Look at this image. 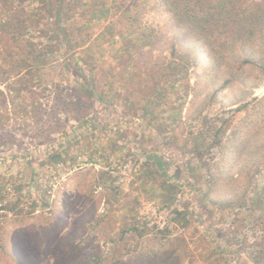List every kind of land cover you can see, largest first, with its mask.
<instances>
[{
  "label": "rangeland",
  "instance_id": "rangeland-1",
  "mask_svg": "<svg viewBox=\"0 0 264 264\" xmlns=\"http://www.w3.org/2000/svg\"><path fill=\"white\" fill-rule=\"evenodd\" d=\"M170 1L175 0H98L110 8L109 15L89 23L86 33L81 26L87 20L73 18L71 27L81 32L78 38L87 35L76 45V53L90 63L111 109H107L101 128L74 138L67 150L58 146L56 151L63 155L61 164L46 163L43 155L48 146L36 147L40 140L32 139V129L23 128L31 125L33 112L26 107L28 114H23V98L12 99L6 91L10 121L3 123L0 131L10 130L16 135L24 131L31 138L24 137L26 152L21 153V158H12L10 151L7 155L0 152V188L7 189L0 194L17 195L14 186L20 183L19 194L27 199L6 215L1 211L5 216L0 218V264H164L163 259L169 258L171 252V261L165 264H247L243 256L229 251L227 255L220 254L218 241L205 232L206 209L201 210L198 203L188 211L186 229L182 222L174 223L172 208L162 198L163 178L146 156L169 161L167 178L177 175L178 181L184 182V166L170 159L167 151L191 158L190 153L183 152L190 150L204 112L212 118L221 113L231 116V111L247 104L245 111L237 113L236 125L226 133L225 155L217 157L216 153L207 162L210 172L224 179L217 188V200L226 201L239 193L246 182L242 174L253 173V160L261 159L264 137V17H252L264 0H230L227 9L245 12L253 20L254 34L236 42L215 35L216 45H224L218 51V64L201 44L193 43L184 29L171 24L167 11ZM179 1L186 9L197 10L200 3L215 5L212 2L216 0ZM88 4L87 12H93ZM37 5H25L29 18L39 14ZM44 22L33 26L34 31L47 28ZM32 41L47 43L44 37ZM192 46L200 65L195 72L189 68L188 74L184 73L187 88L171 89L169 82L161 78V67L169 62L180 64L179 55L193 53ZM49 60L46 56L44 61ZM61 62L52 65L56 72L61 71ZM225 82L229 83L224 86ZM43 84L49 86L45 81ZM2 90L5 87L0 85ZM47 97L48 89L40 102L45 105ZM104 108L102 103H95L92 116L101 115ZM255 122L258 126L254 134L247 135L249 125ZM141 126H151L159 135V128H165L161 142L174 138L181 149L166 147L164 151L159 137L154 140ZM3 134L0 132V137ZM241 145L245 149L235 161L233 151ZM258 172L255 176L261 188L264 179L261 169ZM192 193H179L177 202L181 205L189 197L192 199ZM13 195L9 201H14ZM214 218L221 219L218 215ZM232 219L214 221L215 227L230 228ZM247 232L245 226L241 238Z\"/></svg>",
  "mask_w": 264,
  "mask_h": 264
},
{
  "label": "trees",
  "instance_id": "trees-1",
  "mask_svg": "<svg viewBox=\"0 0 264 264\" xmlns=\"http://www.w3.org/2000/svg\"><path fill=\"white\" fill-rule=\"evenodd\" d=\"M167 1L165 0V3ZM35 2L38 4L36 8L39 14L29 18L25 11V5L35 4ZM89 2L93 12H87ZM212 3L215 5L200 3L197 6L199 9L191 10L186 9V5L181 4L179 0H175L170 1L167 11L170 14L171 24L184 29L185 34L193 38V43L201 44L210 53L211 60L218 64V51L224 45L217 46V36L216 38L214 36L220 34L224 40L228 38L233 39L234 42L248 40L254 34L252 33L253 26L251 27L253 20L247 18L248 15L245 12L227 9L230 0H216ZM78 9H82V11H77ZM208 9L217 12L214 14ZM75 10L79 12L78 15H75L77 14ZM42 12L45 13V16L41 15ZM109 12L110 8L103 3L99 4L98 0H0V85L5 87V91H0V129H2L3 123L10 121L9 110H7L9 101H6L5 96L7 91L12 99L23 98L21 102L23 101L24 106L20 107L23 114H28L26 107H29V113L33 112L30 120L31 125H25L23 128L32 129L34 132L32 139L40 140V143L35 145L36 147L48 146L45 155L41 153L40 156H46V163L53 166L61 164L63 160V155L56 151L58 146L62 145L63 150H67L69 143L74 138L79 139L83 134L86 135L90 129L101 128V124L107 117L105 115L107 109H111V105L105 100L104 90L99 87V79L89 68L90 63H86L83 56L76 53V45L81 44L87 35L78 38L77 34L81 32L76 30V27H71L73 18L79 16L83 20H87L81 26V29L86 33L89 23H96L106 18ZM255 12L252 17L257 18L261 14L260 19H263L264 3ZM88 13L89 15H85ZM41 22L47 24V28L34 31L33 26H37V23ZM40 37H44L47 43L44 45L34 44L32 40ZM16 45L17 48H15ZM65 48L67 49L65 50ZM194 48L192 46L193 53L189 51L187 54L179 55L180 64L169 62L161 67V78L169 82L171 89L188 87V79L184 73L187 75L189 68L195 72L194 69L200 65L199 55L196 54ZM173 55L176 54L173 53ZM46 56L50 57L49 61H44ZM59 60L62 61L61 71L56 72L52 65ZM75 65L79 67H74ZM261 70L264 71V65H261ZM44 81L49 83V86L44 85ZM228 83L225 82L224 86ZM37 89L38 91H36ZM47 89L49 97L44 99V105L40 100H43L44 92ZM95 103L105 105L104 113L92 116L95 112ZM42 107L45 110H41ZM261 107L263 108L261 110V128H263L264 97L261 98ZM246 109L247 104L241 105L230 112L231 116L221 113L213 118L209 116L208 112H204L200 117V129L194 136L191 133L190 150L183 152V154L190 153L191 158L187 159L183 155V157L185 156L183 159L181 152L174 154L167 151L170 159L184 166L185 173L182 174L184 182H179L177 175L167 178V168L170 163L163 157L146 156V160L163 178L161 182L162 198L166 206L172 208L171 214L175 218L174 223L182 222L186 229L189 225L188 211L191 206L198 203L197 207L201 210L206 209L203 219V224L207 225L205 232L208 237L218 241L221 255H227V251H229L243 256L247 264H264V185L261 184V188H259L257 175L255 176V173L260 174L258 171L261 169V178L264 179V137L261 139V159L253 160L251 166L254 170L253 173L242 174V178L246 182L232 199L226 201L216 199L217 188H220L224 179L221 174H212L207 163L208 160L213 159L212 155L216 153L217 157L225 155L226 133L229 128L236 125L237 113H242ZM249 126L247 135H253L258 123L255 122ZM150 127L141 126L140 128L148 131L154 140L159 137L160 148L164 151L166 147L174 150L181 149L179 145H176L177 140L174 138H169L167 142H161L160 135L165 132V128H159V135ZM8 131L10 130L0 131L4 133L0 137V152L7 155L6 152L10 151L12 158H21L23 156L21 153L26 152L24 137L31 138V135H26L24 131L18 135ZM244 149L245 145H241L238 150L233 151L235 161L239 159ZM52 150H54L53 153ZM198 172L200 173L198 174ZM21 188L20 183L14 186V192L17 195L3 196L0 194V218L12 212L14 208H19L25 201L27 202V199L19 194ZM1 190L4 192L7 189L4 187L0 188V192ZM182 192L186 195L193 192L192 195L190 194L193 198L189 197V201L185 200L180 205L177 198L178 194ZM199 194H201V199H197ZM11 195L15 196L12 197L15 202L9 201ZM35 202L33 201L32 204ZM2 210L5 215H2ZM216 215L221 219L214 220ZM228 217L233 218L229 222L231 226L227 228L228 230L219 226L215 227L217 223L214 221L220 222ZM245 226H248V232L242 235L244 238H241V232ZM172 253L169 258L163 259L164 264L171 261Z\"/></svg>",
  "mask_w": 264,
  "mask_h": 264
}]
</instances>
